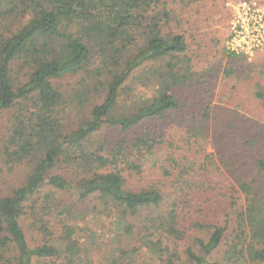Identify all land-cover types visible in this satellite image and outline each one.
Wrapping results in <instances>:
<instances>
[{"label":"trees","instance_id":"1","mask_svg":"<svg viewBox=\"0 0 264 264\" xmlns=\"http://www.w3.org/2000/svg\"><path fill=\"white\" fill-rule=\"evenodd\" d=\"M220 2L0 0V264H264V53Z\"/></svg>","mask_w":264,"mask_h":264},{"label":"rangeland","instance_id":"2","mask_svg":"<svg viewBox=\"0 0 264 264\" xmlns=\"http://www.w3.org/2000/svg\"><path fill=\"white\" fill-rule=\"evenodd\" d=\"M212 23L214 24L210 28L213 30L222 29L223 43L226 48H231L230 50L241 58L250 61L264 53V0H224L223 3L218 4L215 20ZM62 82L67 81L64 78ZM7 115L3 113L0 122ZM1 125L2 123H0V128ZM103 134L111 135L112 131L106 129ZM210 150L211 147H209ZM104 218V223H108V219ZM30 222V218H25V231L28 236L32 233L29 228ZM90 222H92L91 229H95L97 233L96 239L101 236L98 239H101L103 243L112 240V232L108 227H104L100 222L94 223L95 221L92 220ZM106 248V245H100L98 253H102ZM84 262V264H98L99 261L88 254Z\"/></svg>","mask_w":264,"mask_h":264},{"label":"built area","instance_id":"3","mask_svg":"<svg viewBox=\"0 0 264 264\" xmlns=\"http://www.w3.org/2000/svg\"><path fill=\"white\" fill-rule=\"evenodd\" d=\"M256 30H257V28H256ZM230 48V47H229ZM231 49V48H230Z\"/></svg>","mask_w":264,"mask_h":264}]
</instances>
